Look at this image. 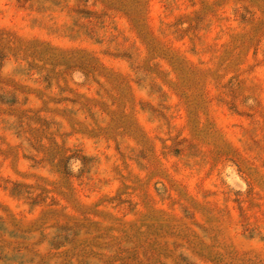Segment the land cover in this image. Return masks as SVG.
<instances>
[{
	"label": "rangeland",
	"instance_id": "1",
	"mask_svg": "<svg viewBox=\"0 0 264 264\" xmlns=\"http://www.w3.org/2000/svg\"><path fill=\"white\" fill-rule=\"evenodd\" d=\"M0 264H264V0H0Z\"/></svg>",
	"mask_w": 264,
	"mask_h": 264
}]
</instances>
